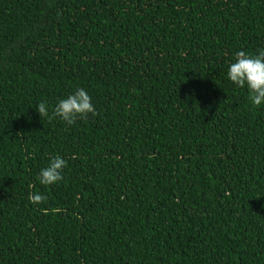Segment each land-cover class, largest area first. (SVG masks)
<instances>
[{"label":"trees","instance_id":"trees-1","mask_svg":"<svg viewBox=\"0 0 264 264\" xmlns=\"http://www.w3.org/2000/svg\"><path fill=\"white\" fill-rule=\"evenodd\" d=\"M261 49L264 0H0V264H264V107L227 78Z\"/></svg>","mask_w":264,"mask_h":264},{"label":"clouds","instance_id":"clouds-1","mask_svg":"<svg viewBox=\"0 0 264 264\" xmlns=\"http://www.w3.org/2000/svg\"><path fill=\"white\" fill-rule=\"evenodd\" d=\"M227 78L231 84L238 88H246L249 100L256 109L264 107V49L252 54L246 51H237L233 62L228 65ZM39 117L49 116L48 105L41 101L35 106ZM89 114L96 115L92 97L84 88H78L74 93L59 100L52 109V116L58 117L67 125H73L77 119H84ZM30 154H29V157ZM67 160L62 156L53 155L46 166L40 169L35 179L42 186L57 185L64 180V169ZM47 197L42 193L33 192L29 195V202L41 205Z\"/></svg>","mask_w":264,"mask_h":264}]
</instances>
